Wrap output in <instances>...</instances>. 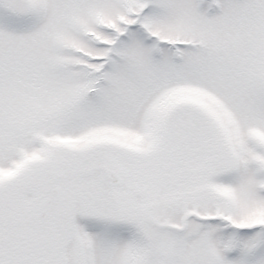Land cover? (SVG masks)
<instances>
[{"label": "snow or ice", "instance_id": "obj_1", "mask_svg": "<svg viewBox=\"0 0 264 264\" xmlns=\"http://www.w3.org/2000/svg\"><path fill=\"white\" fill-rule=\"evenodd\" d=\"M0 264H264V0H0Z\"/></svg>", "mask_w": 264, "mask_h": 264}]
</instances>
